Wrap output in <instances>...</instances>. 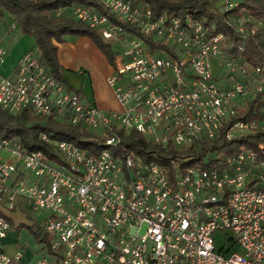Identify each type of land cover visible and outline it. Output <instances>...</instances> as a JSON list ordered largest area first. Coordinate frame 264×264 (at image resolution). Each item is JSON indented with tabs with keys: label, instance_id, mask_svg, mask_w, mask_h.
<instances>
[{
	"label": "built area",
	"instance_id": "2783aa9c",
	"mask_svg": "<svg viewBox=\"0 0 264 264\" xmlns=\"http://www.w3.org/2000/svg\"><path fill=\"white\" fill-rule=\"evenodd\" d=\"M98 1L107 11L82 1L68 7L112 42L105 80L119 106L102 108L65 86L36 47L22 51L11 74L0 71V107L82 124L104 143L91 151L40 131L57 154L0 134L8 150L0 202L11 208L22 195L31 212L41 211L49 236L32 264H264L263 140L193 161L192 154L143 159L120 143L121 132L136 129L178 150L264 128V104L257 115L235 117L264 89V65L230 52L226 34L186 8L154 15L145 0ZM246 18H233L242 35ZM5 51L0 44V59ZM9 225L0 210V264L21 257L2 244ZM216 229H228L230 242L216 247Z\"/></svg>",
	"mask_w": 264,
	"mask_h": 264
},
{
	"label": "trees",
	"instance_id": "16d2710c",
	"mask_svg": "<svg viewBox=\"0 0 264 264\" xmlns=\"http://www.w3.org/2000/svg\"><path fill=\"white\" fill-rule=\"evenodd\" d=\"M75 1H82L96 5L107 11L98 0H0V14L9 10L14 14L17 25L22 32L33 35L36 49L46 61L49 70L65 86H72L62 73V67L56 57V41L63 40L65 34H88L111 61L114 47L109 39L103 38L98 31L85 21L75 18L69 11L68 5ZM149 3L154 15L179 14L185 8L196 16H205L208 22L215 23V29L226 34L230 45V52L236 53L250 66L264 65V0H236V3L225 8L218 5L216 0H145ZM244 12L246 34L242 35L233 22L234 15ZM75 89V88H74ZM78 91L77 89H75ZM79 92V91H78ZM80 93V92H79ZM264 104V89L255 90L247 99V104L237 107L235 117H249L260 113ZM40 131L56 137L67 138L76 144L95 151L104 143L93 130L79 123H72L56 119L52 114L40 115L29 108H22L18 112H10L0 107V134L17 136L25 148H42L50 151V144L43 140ZM120 143L123 148L139 155L143 159L164 161L169 155L192 154L189 160L201 159L206 151L223 149L228 151L239 147L242 143L254 146L257 140L264 141V128L257 129L250 135L226 138L219 134L210 139L197 140L189 146L174 149L171 145L163 146L146 138L136 129L121 132ZM51 153H53L51 151ZM41 227V225H39ZM40 234L39 228L33 230ZM42 238L48 239L42 231ZM8 264H21L20 261H10Z\"/></svg>",
	"mask_w": 264,
	"mask_h": 264
},
{
	"label": "crops",
	"instance_id": "0c3cea01",
	"mask_svg": "<svg viewBox=\"0 0 264 264\" xmlns=\"http://www.w3.org/2000/svg\"><path fill=\"white\" fill-rule=\"evenodd\" d=\"M56 43L57 60L72 88L102 108L119 106L111 86L105 80L106 74L112 70L111 62L95 41L88 34L77 33ZM0 44L6 49L0 59V71L11 74L22 51L35 46V39L32 34L20 30L11 11L4 10L0 14ZM7 153L8 150L0 151V157ZM0 210L10 223L2 237L4 249L8 253L20 251L21 264H32L37 252L48 240L42 238L44 230L39 226L41 211L31 212L22 195L16 196L15 205L11 208H5L0 202ZM23 227H26L28 234H22ZM34 228H39L41 233L36 234Z\"/></svg>",
	"mask_w": 264,
	"mask_h": 264
},
{
	"label": "rangeland",
	"instance_id": "374dc122",
	"mask_svg": "<svg viewBox=\"0 0 264 264\" xmlns=\"http://www.w3.org/2000/svg\"><path fill=\"white\" fill-rule=\"evenodd\" d=\"M218 5H220L221 4V0H218ZM71 34L70 33H67V34H65V37H68V36H70ZM94 138L95 139H98L99 141H102V140H100V138H97V137H95L94 136ZM50 150L52 151V152H54V153H57V154H59L60 152H59V150L58 149H56L54 146H51L50 147ZM0 151H6V149H4V148H0ZM7 155V154H6ZM25 228V229H24ZM24 229V230H23ZM23 229L21 230V232H22V234L24 235V234H28V232H27V230H26V227H23ZM20 232V233H21ZM30 233V235H31V239H32V241H34V237H33V235H32V232L31 231H29ZM228 234H229V230L228 229H216L214 232H213V235H214V237H215V242H216V247H218L219 245H221V243L223 242V241H226V242H230V240H229V238H228Z\"/></svg>",
	"mask_w": 264,
	"mask_h": 264
}]
</instances>
